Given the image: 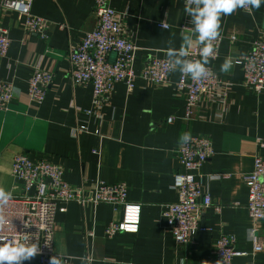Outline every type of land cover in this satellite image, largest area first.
I'll return each mask as SVG.
<instances>
[{"label": "crops", "instance_id": "0c3cea01", "mask_svg": "<svg viewBox=\"0 0 264 264\" xmlns=\"http://www.w3.org/2000/svg\"><path fill=\"white\" fill-rule=\"evenodd\" d=\"M95 3L33 0L32 13L49 22L47 41L26 31L17 12L0 13V25L9 31L11 40L7 56L0 59V79L15 86L9 111H0V188L15 197L22 194L23 188L12 176L13 159L20 153L31 161L45 159L63 167L65 181L82 187L87 195L99 182L127 185L130 202L142 207L137 233H119L108 239L106 225L122 218L109 205L58 204L54 249L70 257L72 264H208L221 235H233L237 250L244 253L233 264H264V250L253 254L250 239L253 228L264 239V219L249 217V190L242 180L253 171L255 156H264V92L257 94L245 87L242 69L253 41L264 33V4L250 12L238 7L230 15H221L219 34L227 38L218 57L208 58L206 67L229 87L230 108L222 122L187 123L185 101L174 91L181 73L178 66L165 87L140 78L149 59H169V49L178 52L185 46L182 33L193 38L188 53L198 45L185 0L112 1V7L124 14L123 29L138 48L137 77L131 92L124 82L116 85L101 119L91 112L93 87L73 85L68 60L70 48L96 26ZM162 23L169 28H162ZM231 35L236 36L234 42ZM225 59L231 60V67L222 72ZM36 66L54 76L42 106L27 99ZM217 113L214 104L209 114ZM170 117H175L172 123ZM79 126L87 132L74 134ZM184 133L212 140L214 155L200 173L214 206L203 213L204 230L179 248L168 231L166 211L168 204L178 200L174 175L180 166L174 151ZM213 175L219 179L208 181ZM37 260L34 256L23 264H38Z\"/></svg>", "mask_w": 264, "mask_h": 264}, {"label": "built area", "instance_id": "2783aa9c", "mask_svg": "<svg viewBox=\"0 0 264 264\" xmlns=\"http://www.w3.org/2000/svg\"><path fill=\"white\" fill-rule=\"evenodd\" d=\"M113 0H96L94 13L96 27L68 53L72 65V83L74 86L92 85V110L99 119L103 109L118 83L124 82L128 91L135 87L137 46L128 38L121 20L124 14L112 7ZM33 0H0V13L17 12L24 19L23 28L42 40H48L49 22L32 13ZM188 0H185V4ZM250 12L252 7H239ZM168 29L167 24L160 25ZM62 27V26H61ZM63 28V27H62ZM227 37L223 34L212 41L213 53L208 58L216 59L219 49ZM229 39L234 42L235 35ZM11 40L9 31L0 25V59L9 52ZM198 44L187 59L200 60ZM207 75L193 80L190 74L180 73L179 81L174 85L175 95L185 101L184 121L222 122L230 108L229 87L208 67ZM169 59L153 57L142 67L140 78L155 87L169 85L170 74L174 71ZM244 85L257 94L264 92V33L253 41L251 50L243 58ZM54 80L50 70L34 67L28 82L27 99L42 106ZM15 86L0 79V111H9L14 99ZM216 104L218 113L210 115L212 105ZM175 117L168 119L169 123ZM87 132L86 127H76L73 133ZM179 170L174 175V187L178 200L167 205L168 231L173 235L177 247L189 245L192 237L204 230L202 217L205 209L213 207V200L205 185V177L200 173L203 165L214 155L213 143L209 136L191 135V139L182 142L174 151ZM12 176L23 188L22 194L12 196L6 204L0 206V238L5 241L16 238L26 243H35L39 251L38 264H51L53 258L60 264H72L70 257L55 252L54 241L57 232L56 214L58 204L62 202H80L97 207L105 204L115 212H121L122 218H114L105 228V236L113 239L119 233H137L141 222V205L128 199V187L124 183L99 182L90 195L82 187L74 186L64 179V169L45 159L31 161L24 153L15 156L12 162ZM219 179L218 175L207 177L208 181ZM249 190L246 210L255 221L264 219V156L257 155L254 169L242 176ZM63 210V209H61ZM220 211V205L216 206ZM253 254L264 250V239L258 228L250 232ZM233 235H221L214 243L208 264H233L235 257L241 256L236 248Z\"/></svg>", "mask_w": 264, "mask_h": 264}, {"label": "clouds", "instance_id": "9594fccd", "mask_svg": "<svg viewBox=\"0 0 264 264\" xmlns=\"http://www.w3.org/2000/svg\"><path fill=\"white\" fill-rule=\"evenodd\" d=\"M264 0H188L185 5V12L191 18L193 32L196 34V43L201 45L200 60H190L187 48L193 45L191 34L182 33L184 47L178 52L169 49L167 55L172 67H179L181 73L191 75L193 80L207 75L206 65L208 57L213 53L212 41L218 36L220 31L221 15H230L238 7L250 5L259 9ZM231 67V60L225 59L220 66L222 72H227ZM191 139L190 133H184L181 140L187 142ZM12 199L11 191L0 188V206L6 205ZM4 222V217L0 216V223ZM39 251L35 243H26L22 240L12 238L5 241L0 238V264H23V261L34 257ZM51 264H60V260L53 258Z\"/></svg>", "mask_w": 264, "mask_h": 264}, {"label": "bare ground", "instance_id": "6f19581e", "mask_svg": "<svg viewBox=\"0 0 264 264\" xmlns=\"http://www.w3.org/2000/svg\"><path fill=\"white\" fill-rule=\"evenodd\" d=\"M96 27V26H95ZM49 35V34H48ZM213 60H215V59H213ZM92 86V85H91ZM93 87V86H92ZM48 90H49V88L46 90V93L48 92ZM93 91H94V88H93Z\"/></svg>", "mask_w": 264, "mask_h": 264}]
</instances>
